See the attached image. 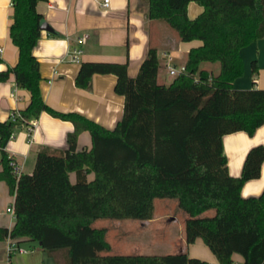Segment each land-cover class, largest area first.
<instances>
[{
    "label": "trees",
    "instance_id": "obj_1",
    "mask_svg": "<svg viewBox=\"0 0 264 264\" xmlns=\"http://www.w3.org/2000/svg\"><path fill=\"white\" fill-rule=\"evenodd\" d=\"M45 1L10 0L8 37L18 57L0 71V82L12 76L29 93V101L12 113L13 119L0 122V181L13 197L15 220L12 229L0 228V241L25 237L44 252L63 251L65 264H208L184 253L103 255L109 251L105 229L93 223L150 220L154 199H173L187 216L186 245L200 239L217 264H231L234 254L242 264H264V188L253 198L239 194L245 182L259 176L264 149L251 147L240 175L232 178L221 146L223 135H251L264 123V90L232 89L233 80L242 75L239 49L264 38V0H146L148 20L170 28L178 43L200 44L173 65L186 71L167 85L156 82L160 64L153 46L134 78L128 77L125 63H80L76 88L85 89L92 75L115 77L113 91L122 96L123 109L111 130L44 104L32 50L40 35L35 4ZM189 2L203 9L193 20L186 17ZM250 66L255 77V62ZM41 112L72 123L67 148L38 149L32 172L15 177L5 145L17 127L29 125ZM81 132H88L91 146L76 151ZM208 210L212 216L202 217Z\"/></svg>",
    "mask_w": 264,
    "mask_h": 264
},
{
    "label": "crops",
    "instance_id": "obj_2",
    "mask_svg": "<svg viewBox=\"0 0 264 264\" xmlns=\"http://www.w3.org/2000/svg\"><path fill=\"white\" fill-rule=\"evenodd\" d=\"M101 1L37 2L36 11L52 27L55 34L49 35L40 31L32 55L38 61L40 74L38 87L45 105L60 113H76L102 128L111 130L119 122L123 109L122 96L116 95L113 91L115 77L111 74L92 75L85 89L76 88L74 78L80 63L85 61L125 63L128 77L134 78L146 50L153 46L157 48L160 64L156 82L167 85L173 77L167 78L169 74L164 66L165 59H170L172 65H179L183 62L187 50L199 46L200 42L178 43L177 36L170 28L160 21L148 20L145 17L148 5L146 0H108L105 8L99 5ZM202 10L200 5L189 2L186 6L187 19L193 20ZM11 15L10 0H0V71L12 67L18 57L16 47L8 37ZM81 37L85 38L84 43L77 44V39ZM72 47L80 49L79 63L71 62L66 55L68 49ZM163 54L166 55L164 59ZM239 57L242 75L233 80L232 89L264 90V38L239 49ZM252 61L257 68L255 77L251 73ZM208 66L202 64L201 67L208 69ZM28 101L29 93L25 89H19L12 76L0 82V122L7 120L12 113L24 109ZM34 121L36 125L33 127L25 124L17 127L4 148V152L14 162L20 174L32 172L38 149L47 147L64 151L67 148L66 135L73 129L71 122L53 118L46 112H41ZM252 132L248 135L236 131L221 138L228 175L232 178L240 175L243 159L251 147L260 146L264 149V123ZM90 146L91 137L88 132L79 133L76 151L87 150ZM261 164L259 176L242 185L239 191L242 198H253L262 192L264 160ZM92 178L93 174L89 173L87 180ZM68 180L71 184L74 182V173L69 174ZM12 201L13 197L9 194L6 184L0 181V228L6 230L14 226L13 215L6 212L7 208L12 207ZM151 217L150 220L142 221L148 229L155 221L169 219L168 216L154 217L153 212ZM171 219L174 220L173 217ZM185 220L184 217L181 221L182 233L175 245L176 252L172 254L184 253L187 257L208 264H217L200 239L185 244L183 232ZM9 245L12 247L8 250ZM64 257L63 251L44 252L39 249L37 243L25 237L0 241V264H63ZM231 261L242 264L239 255H232Z\"/></svg>",
    "mask_w": 264,
    "mask_h": 264
},
{
    "label": "rangeland",
    "instance_id": "obj_3",
    "mask_svg": "<svg viewBox=\"0 0 264 264\" xmlns=\"http://www.w3.org/2000/svg\"><path fill=\"white\" fill-rule=\"evenodd\" d=\"M208 70L215 73L216 67L209 65ZM171 77L168 75L167 78ZM153 215L154 217L168 216L169 219L155 221L149 229L140 220L106 219L93 223V227L105 229L109 251L103 255H172L176 252L175 245L182 233L181 221L187 216L178 208L176 200L173 199H154ZM204 216H212V211H205L202 214V217ZM172 217L174 220L171 219ZM63 264H65V258Z\"/></svg>",
    "mask_w": 264,
    "mask_h": 264
},
{
    "label": "built area",
    "instance_id": "obj_4",
    "mask_svg": "<svg viewBox=\"0 0 264 264\" xmlns=\"http://www.w3.org/2000/svg\"><path fill=\"white\" fill-rule=\"evenodd\" d=\"M107 1L108 0H102L100 2L99 5H101V7L105 8L107 7ZM84 40L85 38L84 37H81L79 39H77V44H82L84 43ZM80 54V49L78 47H72V48H69L68 49V52L66 53V55L69 57L70 61L73 62V63H79V55ZM166 57L165 54H163V59ZM164 66H165V69L168 70V74L172 77H175L179 74H183L185 73V68L183 66H177V67H174L171 62H170V59H165L164 61ZM11 119H13V116L12 114L10 115ZM36 125V122L34 120H32L30 122V125H28L29 127H33ZM10 167H11V171L13 172V174L15 175V177H18L20 175V171L19 169L16 167V165L14 164V162L11 160L10 163H9ZM9 212L13 215V208L12 207H9L7 208L6 212ZM12 246H8V250L11 248ZM231 264H239V263H235V262H231Z\"/></svg>",
    "mask_w": 264,
    "mask_h": 264
},
{
    "label": "water",
    "instance_id": "obj_5",
    "mask_svg": "<svg viewBox=\"0 0 264 264\" xmlns=\"http://www.w3.org/2000/svg\"><path fill=\"white\" fill-rule=\"evenodd\" d=\"M38 28L40 31H43L47 34H55L54 30L52 29V27L49 26L48 23H46L42 18L38 21Z\"/></svg>",
    "mask_w": 264,
    "mask_h": 264
}]
</instances>
